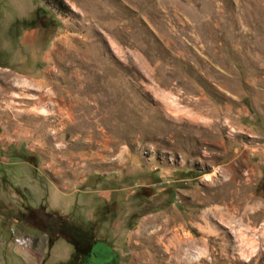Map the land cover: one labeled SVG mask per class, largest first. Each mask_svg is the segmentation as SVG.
<instances>
[{"label": "rangeland", "instance_id": "obj_1", "mask_svg": "<svg viewBox=\"0 0 264 264\" xmlns=\"http://www.w3.org/2000/svg\"><path fill=\"white\" fill-rule=\"evenodd\" d=\"M0 217V264H264V0H0Z\"/></svg>", "mask_w": 264, "mask_h": 264}, {"label": "crops", "instance_id": "obj_2", "mask_svg": "<svg viewBox=\"0 0 264 264\" xmlns=\"http://www.w3.org/2000/svg\"><path fill=\"white\" fill-rule=\"evenodd\" d=\"M18 232L20 234L22 233V230L17 227L15 221L13 222L10 219H4L0 217V247H2L4 256H6L7 259L11 250H13L14 253H17L18 255L22 254L26 257H29L32 251H34L30 246L31 244L27 246L26 244L22 243L21 240V238H23V240L25 238V241L27 238H31H29L25 233H22V235L20 234L21 236H17Z\"/></svg>", "mask_w": 264, "mask_h": 264}, {"label": "trees", "instance_id": "obj_3", "mask_svg": "<svg viewBox=\"0 0 264 264\" xmlns=\"http://www.w3.org/2000/svg\"><path fill=\"white\" fill-rule=\"evenodd\" d=\"M76 236H77V239L80 243H84V236L82 233H80V235H79V233H76Z\"/></svg>", "mask_w": 264, "mask_h": 264}]
</instances>
